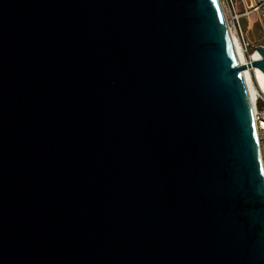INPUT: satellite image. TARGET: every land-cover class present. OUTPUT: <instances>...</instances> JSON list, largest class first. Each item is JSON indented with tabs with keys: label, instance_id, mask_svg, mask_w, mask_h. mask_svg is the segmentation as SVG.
<instances>
[{
	"label": "water",
	"instance_id": "obj_1",
	"mask_svg": "<svg viewBox=\"0 0 264 264\" xmlns=\"http://www.w3.org/2000/svg\"><path fill=\"white\" fill-rule=\"evenodd\" d=\"M219 0H0V264H264V172Z\"/></svg>",
	"mask_w": 264,
	"mask_h": 264
},
{
	"label": "built area",
	"instance_id": "obj_2",
	"mask_svg": "<svg viewBox=\"0 0 264 264\" xmlns=\"http://www.w3.org/2000/svg\"><path fill=\"white\" fill-rule=\"evenodd\" d=\"M220 5L225 17L227 27L232 29L237 37V40L244 51L247 43L243 37V30L241 27V19L243 16H249L250 14H255L257 20L260 24L262 31L263 44L260 45L264 47V0H219ZM253 54H257L258 60L261 56L257 50V47ZM248 55L247 60L253 56ZM252 114L255 124V130L258 140V147L260 153V159L264 172V89L256 90L255 99L252 105Z\"/></svg>",
	"mask_w": 264,
	"mask_h": 264
},
{
	"label": "bare ground",
	"instance_id": "obj_3",
	"mask_svg": "<svg viewBox=\"0 0 264 264\" xmlns=\"http://www.w3.org/2000/svg\"><path fill=\"white\" fill-rule=\"evenodd\" d=\"M229 29V28H228ZM230 30V29H229ZM230 32V31H229ZM232 42L234 45V51L236 54L237 59L239 60V64H247L252 61L258 60L257 54H253V56L250 58V61H248L245 58L244 51L242 50L236 35L234 36L230 32ZM243 79L245 83L246 92L249 97V101L251 103V106L253 105V101L255 99V93L256 90L264 89V75L263 73L256 67H248L245 70H243ZM254 79V81H253Z\"/></svg>",
	"mask_w": 264,
	"mask_h": 264
},
{
	"label": "rangeland",
	"instance_id": "obj_4",
	"mask_svg": "<svg viewBox=\"0 0 264 264\" xmlns=\"http://www.w3.org/2000/svg\"><path fill=\"white\" fill-rule=\"evenodd\" d=\"M241 27L243 30V37L247 43L245 50V58H247L248 55H252L254 53L256 46L263 44L262 31L255 14H250L248 17L243 16L241 19ZM229 31L233 35L235 34L232 29Z\"/></svg>",
	"mask_w": 264,
	"mask_h": 264
}]
</instances>
